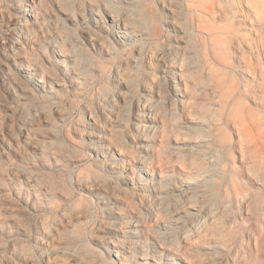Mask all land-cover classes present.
I'll return each instance as SVG.
<instances>
[{
	"label": "rangeland",
	"instance_id": "1",
	"mask_svg": "<svg viewBox=\"0 0 264 264\" xmlns=\"http://www.w3.org/2000/svg\"><path fill=\"white\" fill-rule=\"evenodd\" d=\"M21 2L0 0V264H264V0ZM167 180L192 196L161 202Z\"/></svg>",
	"mask_w": 264,
	"mask_h": 264
},
{
	"label": "bare ground",
	"instance_id": "2",
	"mask_svg": "<svg viewBox=\"0 0 264 264\" xmlns=\"http://www.w3.org/2000/svg\"><path fill=\"white\" fill-rule=\"evenodd\" d=\"M28 1L29 0H22V2L20 4V7L30 6V4H29L30 2H28ZM122 1L125 4H128V0H122ZM31 2L35 3L34 0H31ZM31 6H32V4H31ZM20 7L15 8L17 11H19V13L17 15L16 22H15V29L18 30V31H21L22 28L25 27V25L34 24L36 22L35 19H33V20L32 19L31 20L28 19V15H30L31 17L33 16V18H36L35 14L33 12L28 14L25 11H23V9L20 8ZM111 17H113V16L111 15ZM110 20H111V23H112L113 27L111 28V30H109V33L115 34V35L120 33V38H122L121 39V43L122 44L125 43V41L133 40L136 36H139V35L142 34L138 30L134 29L133 27L127 26V22H120L119 20L115 19L114 17L109 19V21ZM95 22H96L95 26H97V27L99 26L100 27V22H98V20H95ZM123 29H125V30H123ZM16 43H18V42L16 41ZM13 46L11 47V51H13V53H14L16 48L13 47ZM54 46H55V48L56 47L58 48L57 49V53L64 57V60L62 61L63 62L62 64H63V66L65 68H68V66L70 67L69 62H71L72 60L76 61L77 57L74 58V54H73L74 52L69 46H66V45H63V44H58V43L54 44ZM71 67L73 68V66H71ZM26 69L29 71V75L27 76V78L25 80L20 78V77H18V76H16V75H14V74H13V76H11L12 79H13L14 88H17V89L21 90V91H18L19 92L18 95H20V97H25L26 96L25 87L28 86V83L38 84V82H43V80L37 75V73L34 72V71H36L38 69L36 63H34V62L28 63L27 66H26ZM77 74L80 76V74H82V72L80 71ZM171 88L173 89V93H177V94L179 93L177 91L178 89L174 85L171 86ZM143 102L144 103H141L140 101H138L137 104L138 105L141 104L142 106L147 105L146 101H143ZM251 114H252V112L249 110L248 111V115H251ZM245 117H246V115H245ZM143 119L148 120V119H150V116L148 114H143ZM249 120H250V122H252V124H254L256 126H260L261 125V121L259 119H257L255 116H252ZM141 158L139 159V161L135 165H133L132 168H130V170L133 171V173H141L143 171V172H145V173H147L149 175H154V172L150 171L149 169L143 170L145 168V165L148 166V164L145 163V160L141 159ZM261 173H262L261 176H264V167L262 168ZM119 177L121 179L127 180V181H134L135 180V176L133 174H130V173H126V174L121 173V174H119ZM153 178L154 177L146 180L140 186L134 185L133 188L135 189V192L139 195V194H142L143 192H146V191L147 192L148 191L149 192L156 191V183L157 182H155L153 180ZM190 182L191 181L188 180L187 183H184L180 187L176 186L175 183H172L170 181L161 182V184H162L161 187H163L165 189V191L161 192L160 195H159L160 199H161V202H163L164 200H168V199H176L177 196H180V197H183V198L185 197V200H188L189 196H192V195H188L190 193V189H189L190 188ZM172 184H173V186H172ZM166 189H168V190H166ZM147 195L148 194L145 195V193H144L142 195V197L143 196L145 197ZM139 196H141V195H139ZM191 209L192 210H196V211L201 210L200 205H196L194 207H191ZM186 214L188 215L190 213L186 212ZM171 221H172L171 224H173V226H175V227L179 226L178 225L179 222H180L179 218H173V220H171ZM134 229H136V227L133 228V229H130L129 232H131V233L134 232L135 233ZM153 244H154V242H153ZM146 251L148 252V250H146ZM111 252L115 253V251H111ZM148 255L144 254V255L139 256V259H143V260H146L149 257L151 258V261L147 260V261H144L142 264H181V263H178V261H177V260H179L178 258H175L176 261L173 262V263H170L169 261H165L163 252H161L160 256H157V258H153V256H152L153 254L150 255V256H148ZM167 255H169V254H166V256ZM154 256H156V255H154ZM166 259H168V258H166ZM170 259H174V258H170ZM119 264H124V263L120 262Z\"/></svg>",
	"mask_w": 264,
	"mask_h": 264
}]
</instances>
